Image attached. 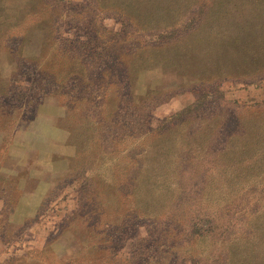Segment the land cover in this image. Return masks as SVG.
Segmentation results:
<instances>
[{
    "label": "rangeland",
    "instance_id": "1",
    "mask_svg": "<svg viewBox=\"0 0 264 264\" xmlns=\"http://www.w3.org/2000/svg\"><path fill=\"white\" fill-rule=\"evenodd\" d=\"M115 1L0 0V264H85L89 258L100 259L97 264H191L190 258L197 259L194 264H225L231 245L243 244L245 223L254 221L251 212L264 215V53L240 60L237 54L223 56L212 41L200 45L193 36L184 37L197 16L210 21L201 5L179 12L182 37H167L170 50L138 57V47L159 40L135 32L137 22L121 38L122 26L109 8ZM79 19L100 29L97 41L105 42L111 59L71 45ZM61 48L76 58L69 63L56 57ZM97 59L104 68L97 67ZM129 64L122 75V65ZM68 69L83 87L68 83L63 91L91 90V100L108 82L97 71H117L115 82L128 81L130 97L121 115H130L131 122L143 97L159 103L151 128L185 111L166 135L165 146L182 153L180 164L173 165L180 170L168 177L173 185L166 203L139 204L131 185L124 196L115 178L128 168L115 167L118 153L133 145L151 150L156 135L148 144L125 138L119 146L107 134L111 151L104 156L96 142L100 114L93 112L98 111L90 104L92 112L83 118L86 102L69 100L46 76L50 71L65 83L61 75ZM151 154L143 158L155 166L162 157ZM174 204H182L202 231L209 227L213 233L204 242L192 240L190 230L175 224L185 223L183 212L171 227H154L176 211ZM124 223L129 227H121L120 235L110 231ZM112 234L118 237L114 244Z\"/></svg>",
    "mask_w": 264,
    "mask_h": 264
},
{
    "label": "trees",
    "instance_id": "2",
    "mask_svg": "<svg viewBox=\"0 0 264 264\" xmlns=\"http://www.w3.org/2000/svg\"><path fill=\"white\" fill-rule=\"evenodd\" d=\"M201 1L202 0H116L113 5L110 4L109 8L116 12V20L122 26L119 34L121 38L125 36L129 25H136L137 22L136 27H138V29H136L135 32L143 34V37L151 33L159 40V43L156 41L151 42L152 44L144 45L142 48L138 47V57L159 54L166 49L170 50L172 41L168 40L167 37L173 36L174 39L175 36L177 39L182 37L179 36L178 32L180 27L179 12L182 11V9H186L187 11L194 6H203L207 13L210 14V21L207 23V20L202 21V18L197 16L193 20L195 22L192 24L194 29L188 32L189 34L185 33L184 37L187 35L193 36V42L197 41L200 45L203 43L210 44L212 41L220 45L218 50L223 56L230 53L237 54L240 56V60H242L243 57L253 56L257 52L264 53V0H212L209 4H203ZM74 23L76 27H74V33H71V45H79V48L84 49L82 52L83 54H85V52L91 53V55L96 58H99V56H101L100 58H108L109 56L111 59L110 54L104 53V51L107 52V48H105L107 45L105 42L103 41L99 44L97 41L100 29L98 30V28L93 27L91 23H85L81 19ZM202 25L205 30L204 28H200ZM103 29L104 31H108L104 27ZM68 33L70 34L69 31ZM125 51L126 50H122L121 53ZM58 53L56 57L69 60V63H71L70 61L72 58L73 60L76 58L71 56L69 52H64L62 48ZM116 53H118V51ZM120 54L117 56L118 59L120 58ZM216 54H218V52ZM135 55L137 56V53H135ZM97 60H99L97 61V63L99 62L97 67L104 68L102 65L103 61H100V59ZM262 62H264V58ZM131 63H137V61ZM130 64L122 65L121 69L123 71H120L122 75H126V70L130 68ZM154 64L155 63L146 68H152ZM82 68L84 67L82 66ZM80 72L90 75L88 71ZM97 72L100 77L104 76L105 79L107 77L109 80L107 79L106 81L108 82L101 85L104 87L99 93L94 92V98L92 100L90 99V95L93 94L91 90H85L81 95L74 94V92L70 93L71 91H63L65 84L68 83H73V87H75V84L78 82L77 87H83V82L80 77L76 78L74 73L69 71V69L66 70V73L63 71L61 75L66 78L64 81L65 83L57 82V80L53 79L54 73H50V71H48V75L46 76L49 77L53 83L55 82L57 84L58 90H62V95H65L69 100L73 98L74 102H86V107L80 108L83 118L88 120L85 115L89 114L90 110L92 112V109L93 111H98L93 112V114H100V117H96L98 119L96 125L101 135L100 138H97L96 142H99L104 156L108 157L111 151L108 145L107 134L113 136L115 141H119V146L126 140L125 138L135 139L138 144L140 142L148 144L153 138L151 136L156 135L158 144H156L154 148L152 147L151 150H149L148 145L142 149L138 148V146L135 148L133 145L131 150L125 153H121V151L118 153L121 157L115 162V167L124 166V163H126L128 168L120 171L121 174L115 178L118 180L117 189L120 190L124 196L127 195L129 185H131L137 197L136 201L139 204L166 203L163 198L171 196V187L173 185L172 180H168V177L174 176L175 170H180L181 165L175 166V168L173 165L174 163L180 164L182 160V153L177 146L172 144L170 147L165 146L169 140L166 135L170 134L171 128L178 126L177 122L185 114V111L170 115L164 118L156 128H151V112L159 103L153 105L151 103L155 101L154 99L151 97H143L142 105L138 109L136 121L131 122L129 120L131 117L130 115H121L123 104H125L130 97L128 81L121 80L115 82L114 80L116 79H114V77L119 80L117 76H114V73L117 71ZM52 95L56 94L52 93ZM71 104H73V102H71ZM90 104H92V109L88 106ZM69 108H71V105ZM135 122L136 125H138L136 128L132 127ZM234 134L239 135V133ZM256 137H258V135H256ZM114 148L113 146V149ZM117 148L118 147L115 149ZM152 151L157 157H162L152 162L155 166L150 165L151 162L143 158L148 157ZM175 184L176 188H180L179 183ZM168 204L172 206L173 202ZM174 205L176 206V211L172 210L171 215H165V218H163L165 222L157 221L153 223L154 227H160L166 223H169L171 227L174 221L177 220V213L179 214L181 212V214H183L186 212L182 204ZM221 205L222 203L217 204V206ZM262 206L261 208L264 211V205ZM147 208L149 207L147 206ZM147 208L142 209L141 207V210L147 211L149 210ZM150 210L153 211H148L149 213H154V206H150ZM251 213L254 217V221L245 223L246 231L243 235V244L241 246L231 245L225 258V264H264V215L260 216L259 212L255 210ZM137 217L138 213L135 214L132 219H136ZM180 219H185V223L181 224L177 221L175 224L183 226L186 230H190V238L192 240L204 242L206 237L209 236L207 234L213 233L211 232L212 229H209V227L205 229V231H202L204 226L199 228L196 223L193 222V217L189 218L186 213L181 216ZM191 222L193 224H191ZM126 224L127 223H124L121 226L119 225L116 228H112L110 231L120 235V233L123 232L120 230L121 227H129V225ZM113 234L109 236V238L113 239L112 244L118 240V237L114 238ZM98 249H100V247L97 248V251ZM79 259H83V257L80 256ZM195 260L197 259L190 258L189 261L191 264H194ZM98 261H100L98 258H89L84 260L83 263L97 264Z\"/></svg>",
    "mask_w": 264,
    "mask_h": 264
}]
</instances>
